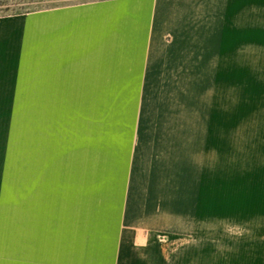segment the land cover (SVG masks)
<instances>
[{
  "label": "rangeland",
  "instance_id": "1",
  "mask_svg": "<svg viewBox=\"0 0 264 264\" xmlns=\"http://www.w3.org/2000/svg\"><path fill=\"white\" fill-rule=\"evenodd\" d=\"M0 264H264V0H0Z\"/></svg>",
  "mask_w": 264,
  "mask_h": 264
}]
</instances>
